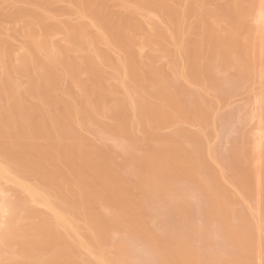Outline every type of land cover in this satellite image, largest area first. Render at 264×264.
Here are the masks:
<instances>
[{"label": "bare ground", "instance_id": "6f19581e", "mask_svg": "<svg viewBox=\"0 0 264 264\" xmlns=\"http://www.w3.org/2000/svg\"><path fill=\"white\" fill-rule=\"evenodd\" d=\"M0 264H264V0H0Z\"/></svg>", "mask_w": 264, "mask_h": 264}, {"label": "rangeland", "instance_id": "374dc122", "mask_svg": "<svg viewBox=\"0 0 264 264\" xmlns=\"http://www.w3.org/2000/svg\"><path fill=\"white\" fill-rule=\"evenodd\" d=\"M259 91H261L259 88H255V87H254V90H252L253 93L251 92V95H257V94H259V93L261 94V92H259ZM258 92H259V93H258ZM256 93H257V94H256ZM262 94H263V93H262ZM234 101H236V100H234ZM234 103H236V102H234ZM234 103H233V105L236 106V104H234ZM237 103L239 104L238 99H237ZM238 104H237V105H238ZM221 141H222V140H221ZM221 141H220L219 143H220V145L222 146V148H223L224 146H225V148H226V147H227V145H226V144H227L226 141H225V142H222V144H221ZM223 149H224V148H223Z\"/></svg>", "mask_w": 264, "mask_h": 264}]
</instances>
